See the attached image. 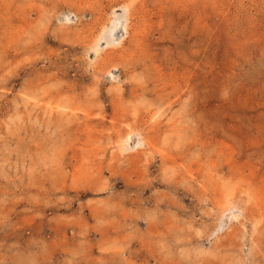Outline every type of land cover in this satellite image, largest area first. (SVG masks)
<instances>
[{
	"label": "rangeland",
	"instance_id": "1",
	"mask_svg": "<svg viewBox=\"0 0 264 264\" xmlns=\"http://www.w3.org/2000/svg\"><path fill=\"white\" fill-rule=\"evenodd\" d=\"M0 264H264V0H0Z\"/></svg>",
	"mask_w": 264,
	"mask_h": 264
}]
</instances>
